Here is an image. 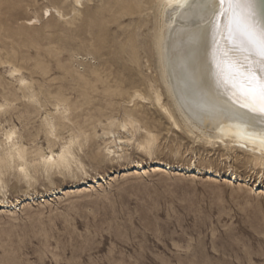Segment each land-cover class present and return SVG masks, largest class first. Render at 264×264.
Here are the masks:
<instances>
[{"label": "rangeland", "instance_id": "374dc122", "mask_svg": "<svg viewBox=\"0 0 264 264\" xmlns=\"http://www.w3.org/2000/svg\"><path fill=\"white\" fill-rule=\"evenodd\" d=\"M79 1L0 0V158L6 133L25 150L0 177V202L11 205L0 210V264H264V160L206 143L154 102L157 88L171 108L154 63V9L119 16L123 0ZM106 131L122 139L120 158L107 154ZM151 137L147 153L136 148ZM69 141V172L37 167V152L55 156ZM152 161L170 170L154 173ZM136 163L145 173L129 175Z\"/></svg>", "mask_w": 264, "mask_h": 264}, {"label": "bare ground", "instance_id": "6f19581e", "mask_svg": "<svg viewBox=\"0 0 264 264\" xmlns=\"http://www.w3.org/2000/svg\"><path fill=\"white\" fill-rule=\"evenodd\" d=\"M203 2L204 0H123L121 2L119 16L133 17V15L138 14L137 16L143 17L145 12L150 10L152 11L153 9L155 10L154 19L156 22L154 23L155 25L153 27V34L151 36V43L153 46L152 49L154 51V57H155L154 63L156 62L155 66L157 67L156 69L158 70L157 72L161 83L159 85H161L160 87H162V90L164 91L162 93H165L166 97L169 100V104L171 108L161 107L160 95L157 91V88L155 90L156 92L154 93L155 94L154 102H156L157 106L160 107V109L168 116V118L173 121L174 125L175 126L179 125V122H177L175 119L177 115L179 117L178 119H180V123L189 131L190 134L195 135L197 138L202 139L206 143H221L225 147L227 146L237 147L238 149L247 152L255 161L262 162L264 160V132L250 129L246 125H244L240 120L233 118L231 113L234 112L238 106L232 105L231 108H229V106L225 104L223 101L216 100L215 98L204 95L202 93H198L195 89V81L198 77V71H199V48L195 43H193L192 37L195 34L199 33L202 29L207 27L206 19L204 18V13L200 11L197 7L199 4H202ZM74 3L78 5L81 2L79 0H74ZM75 11L77 10L75 9ZM44 13L49 14L50 11L45 10ZM57 13L60 14L59 11H57ZM37 22L38 20L34 19L30 24ZM124 25L125 24H123V26ZM129 44H130V60L132 61V63L138 65L139 60L137 56L138 53L137 49H139L138 48L139 46L135 45L136 43L134 42V37L130 40ZM11 71H12L11 76H13L14 74H18V71L16 69ZM18 81L20 82L19 86L26 85V82L23 80L22 77L18 78ZM149 84L152 90L153 85L151 83ZM239 111H244V110L240 109ZM131 124L132 123L129 122L122 125H118V127L120 126L123 130L125 129V127H127V125H131ZM71 129L73 130L75 128H71ZM54 134L57 135V133ZM13 137H14L13 132L6 133V140L10 142V146L5 151L3 158H0V177L3 172L2 169L3 168L5 169V167L7 169V166L11 165L9 164L10 161H13L15 157H17L20 160H24L25 150L18 144L12 142ZM102 137L105 140H107L106 142L107 145H111L106 150L107 154L114 155L115 157L120 158L121 155H119L120 153L118 154V150L121 149V144L123 143V141H121L122 139L120 138L121 140L120 139L116 140L110 131L104 132ZM147 139L141 146L139 145L140 147L136 146V148L143 149L147 153V150L151 149L152 143L154 141L152 137L150 140ZM71 145L72 142L69 141L66 145L61 147L60 152L55 156L53 155L52 150L49 151L48 155L44 154L41 151L39 152L36 151L37 152L36 156L38 157L37 167L44 169L48 173L55 170L58 172L60 171L69 172L70 164H71L70 162L74 159V156L72 154L73 152L70 151ZM138 151L142 152L141 150ZM32 152H30L31 155L30 153L27 154V156L29 155L27 159L30 157L33 158ZM112 161L113 160H111L110 162ZM13 164L15 165V163L12 162V165ZM151 169L152 172L154 173H166V171L170 170V167L161 162L154 161ZM21 170L23 172V169ZM180 171L182 170H179V172ZM127 172L129 173V175H139V174H144L145 170L139 163H136L132 166L131 169L127 170ZM189 172L191 177H195V173L198 174L199 170H191ZM205 174L208 175L207 179H212V177H214L210 170L206 171ZM13 175L16 176V173ZM16 179L18 180V178ZM235 180H236V176L234 175L228 176L226 180L224 178V181H227L228 184H231V182ZM101 182L104 183L105 179L102 177L101 178L99 177L97 180L96 178H93L91 182H87V183L82 182L79 187L69 188L64 190L62 195L68 196L70 194L80 193L81 191L86 190L85 188H87V185H89L88 187L89 189L91 188L90 186L92 184L101 183ZM259 188H260V184L257 187L258 191ZM52 194L53 193H50V197L52 196ZM50 197L46 194L43 198H46L48 200V198ZM28 201H30L29 196L26 197L23 203ZM16 205L18 204L15 205L13 204L14 207H16ZM19 205L21 204L19 203ZM23 206H25V204H23L22 207ZM5 208H11V205H7L6 203L4 204L3 202H0V210Z\"/></svg>", "mask_w": 264, "mask_h": 264}, {"label": "snow or ice", "instance_id": "6c2138e0", "mask_svg": "<svg viewBox=\"0 0 264 264\" xmlns=\"http://www.w3.org/2000/svg\"><path fill=\"white\" fill-rule=\"evenodd\" d=\"M256 3L204 0L197 7L207 27L192 41L199 48L196 91L238 106L232 117L264 132V18Z\"/></svg>", "mask_w": 264, "mask_h": 264}, {"label": "water", "instance_id": "95a60500", "mask_svg": "<svg viewBox=\"0 0 264 264\" xmlns=\"http://www.w3.org/2000/svg\"><path fill=\"white\" fill-rule=\"evenodd\" d=\"M255 7L257 9L258 16L264 18V0H257Z\"/></svg>", "mask_w": 264, "mask_h": 264}]
</instances>
